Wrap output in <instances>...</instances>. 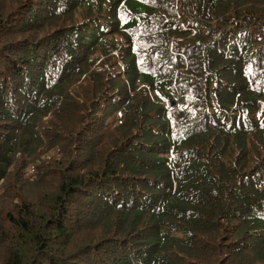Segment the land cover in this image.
<instances>
[{
  "label": "trees",
  "instance_id": "trees-1",
  "mask_svg": "<svg viewBox=\"0 0 264 264\" xmlns=\"http://www.w3.org/2000/svg\"><path fill=\"white\" fill-rule=\"evenodd\" d=\"M1 204L0 264H264V0H0Z\"/></svg>",
  "mask_w": 264,
  "mask_h": 264
},
{
  "label": "rangeland",
  "instance_id": "rangeland-1",
  "mask_svg": "<svg viewBox=\"0 0 264 264\" xmlns=\"http://www.w3.org/2000/svg\"><path fill=\"white\" fill-rule=\"evenodd\" d=\"M14 8H15V6H13ZM19 7L17 6V9H18ZM27 199H32V200H35L37 203H39L38 202V197H28ZM13 205V204H12ZM12 205H11V207H12ZM1 207H2V204L0 205ZM10 207V208H11ZM86 259H83V258H80L79 260H77V264H81V263H83V261H85Z\"/></svg>",
  "mask_w": 264,
  "mask_h": 264
}]
</instances>
